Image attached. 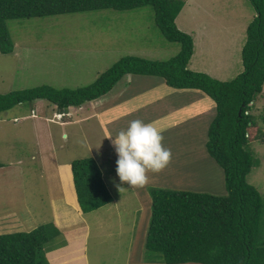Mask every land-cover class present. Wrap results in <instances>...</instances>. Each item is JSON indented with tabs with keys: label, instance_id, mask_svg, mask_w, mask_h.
<instances>
[{
	"label": "rangeland",
	"instance_id": "obj_1",
	"mask_svg": "<svg viewBox=\"0 0 264 264\" xmlns=\"http://www.w3.org/2000/svg\"><path fill=\"white\" fill-rule=\"evenodd\" d=\"M186 2L176 24L194 39L195 57L189 69H201L197 59L201 56L199 50H208L206 57L218 60L214 66L220 70L219 80L235 79L243 72L242 49L247 33L237 54L225 48L226 58L217 42L228 46L240 33L242 22L248 28L256 16L254 7L248 0ZM229 26L234 35L231 30L228 32ZM8 27L15 50L9 55L0 53V95L44 85L78 89L93 84L123 57L166 61L180 51L179 44L162 35L151 7L13 20ZM122 80L112 90L115 92L129 80L122 92L101 102L72 107L67 117L46 100L21 104L0 113V165L16 162L25 184L17 190L24 189L27 206L36 221L34 229L45 226L53 238L58 236L52 227L51 208V199L59 196L58 164L93 158L114 202L88 215L82 214L89 229L84 240L88 264H166L161 254L145 248L152 213L151 189L227 195L223 169L206 150L208 128L216 114L215 104L200 91L170 88L160 78L130 75ZM255 108L252 114L264 113V101ZM133 119L156 125L163 134L162 143L172 151L167 166L159 172H149V180L143 187L120 182L115 171L117 154L112 136ZM35 125L48 126L51 134L40 136ZM41 141L49 142L54 149L48 145L43 150ZM248 148L258 164L247 180L264 198V144L254 141ZM64 173L70 174L68 169ZM117 184L124 188L119 190ZM11 191L8 197H1L0 210L12 198ZM1 224L0 235L32 231L27 227L9 230L8 221ZM80 244L74 243L59 255L55 254L59 262L55 257L51 262L85 264Z\"/></svg>",
	"mask_w": 264,
	"mask_h": 264
},
{
	"label": "trees",
	"instance_id": "obj_2",
	"mask_svg": "<svg viewBox=\"0 0 264 264\" xmlns=\"http://www.w3.org/2000/svg\"><path fill=\"white\" fill-rule=\"evenodd\" d=\"M248 1L256 16L246 31L243 72L231 81H220L189 69L194 39L176 24L186 0H0L3 55L15 50L10 21L107 9L123 12L151 7L164 38L179 44L178 54L166 61L123 57L93 84L82 88L44 85L0 95V113L46 100L59 114H67L72 107L106 96L131 75L160 78L174 89L200 91L214 102L216 114L208 128L206 150L223 169L227 195L151 189L152 213L145 248L161 254L166 264H264V198L247 180L258 164L248 146L254 141L264 144V113H251L264 91V0ZM71 170L83 215L114 202L93 158L73 160ZM63 176L73 196L70 174ZM49 239L45 226L0 235V264H50L44 257Z\"/></svg>",
	"mask_w": 264,
	"mask_h": 264
},
{
	"label": "crops",
	"instance_id": "obj_3",
	"mask_svg": "<svg viewBox=\"0 0 264 264\" xmlns=\"http://www.w3.org/2000/svg\"><path fill=\"white\" fill-rule=\"evenodd\" d=\"M241 24H240V33L235 35V38L229 41L228 46L225 43H222V41L217 42L218 46L221 47L222 54L223 53L225 54V58L227 57V53H228L225 48H227L231 54H234V53L237 54L236 51H239L240 46H243V43L245 41V36H246L247 24L243 22ZM230 30H231V27L229 26L228 32H230ZM243 30L245 32H243ZM231 34H233L232 30H231ZM202 35H203L202 38H206V35L204 34ZM199 53L201 56L197 57V59L200 60L198 62H199V66L201 67V69H197L196 71L204 72L216 79H220V70L219 68L214 66V63L218 62L216 57L212 59L206 57V55L209 54L208 50H199ZM194 57H195V45H194V54L189 64H191ZM238 63H239V59L237 61V64ZM127 76H130V75H126L125 77ZM121 81H124V80H121ZM128 81L129 80H125V85L127 84ZM124 86L119 88L115 92L111 91L112 93L110 92L106 96L100 99H97L94 102H97V101L101 102L104 99H107L109 97L111 98V95L115 94L116 92L117 93L122 92ZM262 96H264V93ZM262 96H260L259 100L255 103L254 107L258 108L260 106V102L264 101V98H262ZM54 115H59V114L55 113ZM65 116L66 117L70 116V114L68 113ZM64 123H67V122H64ZM60 124L62 125L63 122H61ZM35 130H36V133H39L40 136L42 134L43 135L51 134V131H49L48 126L35 125ZM48 143L49 142L47 141L40 142L41 146L43 147V150L48 148V145H49ZM49 147L50 149L51 148L54 149V147L50 145ZM64 169H68L70 173L69 178L72 183V189H73L72 193L74 194L73 196L71 195V189H69L66 185V182L63 176ZM23 181H24L23 174H21L20 171H18L16 162H7V163L1 164V167H0V199L1 197H8V195L10 194V189H12L11 191L12 198H9L8 200H6L4 207L0 210V212H2L0 214V226H2L1 223H3L4 221H8V224H6V227L9 230H22L20 229L21 227L22 228L27 227V228H30V230H33L35 228L36 221L33 218L30 208H28L27 206V200L23 193L24 189L22 188L25 185L23 184ZM56 185H57V188L59 189V196L51 199V208H52V219L54 222L53 225L55 229L57 230L58 236H56L55 234L56 237L50 238V240L46 243L45 245L46 258L48 259V262H51V259L52 261H55L54 260V257H55L56 261L59 262V259L57 258L56 255H59V253L69 248L72 244L81 242L79 246L81 247V250H82L81 256L83 257L85 261L84 263L88 264V262L86 261L87 260L86 254H85L86 248H85L84 240H86L89 234V229H88V226H85L86 223L82 218V211L80 210V206L77 200V195H76V191L74 187V181H73L72 170H71V163L59 162L58 174L56 176ZM18 187H22L21 190L23 191L18 192L17 190ZM0 203H2V200H0Z\"/></svg>",
	"mask_w": 264,
	"mask_h": 264
},
{
	"label": "clouds",
	"instance_id": "obj_4",
	"mask_svg": "<svg viewBox=\"0 0 264 264\" xmlns=\"http://www.w3.org/2000/svg\"><path fill=\"white\" fill-rule=\"evenodd\" d=\"M112 137L117 154L116 174L120 182H127L130 187H143L149 172L161 171L171 160V149L162 143L161 130L151 122L133 119ZM117 187L124 188L121 184Z\"/></svg>",
	"mask_w": 264,
	"mask_h": 264
},
{
	"label": "bare ground",
	"instance_id": "obj_5",
	"mask_svg": "<svg viewBox=\"0 0 264 264\" xmlns=\"http://www.w3.org/2000/svg\"><path fill=\"white\" fill-rule=\"evenodd\" d=\"M59 118V116H57ZM29 216V215H28ZM27 217V216H26ZM28 219V218H27Z\"/></svg>",
	"mask_w": 264,
	"mask_h": 264
}]
</instances>
